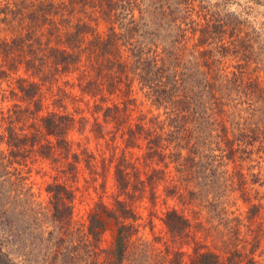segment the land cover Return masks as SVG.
I'll use <instances>...</instances> for the list:
<instances>
[{"label":"trees","instance_id":"obj_1","mask_svg":"<svg viewBox=\"0 0 264 264\" xmlns=\"http://www.w3.org/2000/svg\"><path fill=\"white\" fill-rule=\"evenodd\" d=\"M194 12L193 0L0 4V79L15 82L9 95L18 100L0 108V146L6 147L0 149V227L6 242L21 254L22 264H264V205L261 200L253 203L249 188L257 182L247 181L242 173L218 172L228 164L235 167L237 159L264 152V89L246 71L247 64L228 76L223 62L229 53L248 62L250 32L236 15L232 26L231 16L204 15L201 24L192 18ZM99 22L106 26L103 32L97 30ZM260 66L264 69L262 62ZM232 93L262 103L251 109L257 114L254 121L240 114L233 117L225 109L223 101ZM136 94L162 113L140 112L133 118L130 107L138 102ZM0 97L8 98L5 90ZM84 101L86 110L92 109L89 133L96 140L110 136L109 159L100 155L98 160L87 144L73 137L77 132L88 139L90 120L79 116V109L69 112L67 104L79 108ZM133 150L142 152L135 161ZM36 155L56 165L64 178L55 177L46 185V207L34 203L14 169L20 159ZM139 159L155 164L149 174L141 173ZM82 164L94 181H104L112 172L118 197L113 206L96 203L78 224L77 189L68 181H77ZM170 165L184 181L194 182L195 191H186L191 198L200 190L212 195V205L225 204L237 192L247 205V222L233 212L230 218L226 208L216 214L226 217L218 233L223 240L220 253L190 233L189 217L175 208L164 213L162 222L178 247L166 245L162 254L138 237L139 217L131 201L149 194L155 203ZM181 191L171 185L164 194L184 200ZM110 224L115 234L111 247L103 249L101 237ZM32 230H39V239ZM191 244V253L181 251ZM0 264L21 263L0 246Z\"/></svg>","mask_w":264,"mask_h":264},{"label":"rangeland","instance_id":"obj_2","mask_svg":"<svg viewBox=\"0 0 264 264\" xmlns=\"http://www.w3.org/2000/svg\"><path fill=\"white\" fill-rule=\"evenodd\" d=\"M4 1L6 0H0V4ZM172 1L176 2L178 0ZM145 4H148V1L145 2ZM193 5L195 7V12L193 13L192 18L199 21L201 24L204 22V15L207 19H224L227 16L232 17L233 15H236V17L239 18V21L246 23L249 29V31L246 32H250V45L253 46L252 53L249 56L250 58L246 59L248 62L245 63L241 61L240 54L229 53L223 58L225 74L230 76V73L236 71L238 65L247 64V67L245 68L246 71L253 79H256L259 86L264 89V69L260 66L261 62L264 65V0H193ZM136 11L135 16H138ZM228 22L229 25L232 26L236 21H234L232 17ZM105 29V24L99 22L97 30L103 32ZM252 31H254V33H251ZM229 40L230 39L227 38L226 35L225 41L227 42ZM15 87L16 84L12 79H0V90H5L8 97L6 100H2L0 97V108L7 109L12 107L13 103H18V100H15L9 95V91L13 90L12 88ZM44 91L47 93L46 89H44ZM137 99L138 102L136 105L130 107L133 118H136L140 112L146 113L151 111L153 114L162 113V111H156L155 108L151 106L150 101H147L142 97V94H138ZM248 99L251 101H248ZM223 102L228 105L225 109L229 110V113H234L233 117L240 114L242 119H248V122H252L257 118V114H251V109L262 107V103L257 101V99L238 94L236 95L235 93H232V95L229 98L224 99ZM91 103L92 102H90V104ZM47 104H49V109L53 108V106L50 105V101H47ZM67 108L71 113H74L79 109L81 111L79 116L83 115L90 120V125L85 133L88 139H85L84 136H79L77 132L73 133V137L78 140L80 139L82 143L87 144L88 148L93 151L98 160L100 155L109 159L112 154L109 146V144H111L110 136H107L105 140H96L92 134L89 133L91 123L93 122L91 117L92 109L89 111L86 110L85 101L79 106V108H73L70 103L67 104ZM240 110L242 112H239ZM243 120L240 122L242 123ZM25 132L28 131L25 130ZM116 141L122 147L119 138H117ZM0 149H6L5 145H1ZM132 153V160L135 161L142 152L133 150ZM117 154V157H119V150L117 151ZM215 155H219V152H215ZM128 157L130 156L128 155ZM243 160L241 161L237 159V165H235V167L228 164L226 169L219 168L218 172L227 171V174L236 173V176H238L237 174L242 173L247 181H256L257 183L250 184L249 186V188L252 189L250 196L253 199V203H257L256 201L261 200V203L264 205V187L262 186L264 182V152H255L250 158ZM114 161L113 165L116 164V161ZM145 164L147 166H145ZM137 166L141 173L144 172V174L147 175L150 173V167L155 166V164L149 162L144 163L142 159H139L137 161ZM159 166L162 168V165ZM14 167L18 175L23 179V185L27 194L31 196L36 205L42 207H46L48 203V195L45 190L46 185L52 183L55 177H59L60 181L64 180L62 175L57 172L56 165L54 166L50 161L37 155L27 160L20 159L19 163L14 164ZM99 172L100 174L102 173L101 168H99ZM168 172H170V174L167 183H160L157 188V194L159 196L155 203L150 201L149 194L144 195L141 199L131 201L132 207L139 217L138 224L140 227L138 237L141 240L152 244L156 252L160 251L162 254L165 253L166 245H168V248L170 249L178 247L172 243L171 235L167 232V229L162 222L164 213L169 209L175 208L181 212L183 211L189 217L191 221L190 233L195 234V237L202 240L209 249L220 253L223 247V240L219 238L222 234L218 233H221L223 230V227L220 224L224 222L223 220L226 217L220 219V216L216 214L219 213L220 209L224 210L226 208L228 215L233 212L235 215H241L244 222H247V205L238 198L239 194L237 192L231 194L229 196L230 199L226 201L225 204L217 203V205H212V202H210L212 195L207 197L205 194L201 193L200 190L196 192L197 196L193 199L187 195L186 191H195V186L193 185L194 182L191 183V180L184 181L183 179H185V177L180 176V174L175 171V165H170ZM225 177L228 178V176ZM141 178L145 179L146 176H141ZM68 184L77 189L74 204V220L78 224L86 221L87 212L93 208L96 203L103 202L108 206H113L115 199L118 197V191L115 187L112 172L109 173L104 181L102 178H98L97 181H94L89 174V171L84 167V164L81 165L77 181L75 183L68 181ZM171 185H176L182 189L181 192L184 195V200H179L177 197L166 198L164 194L165 187ZM120 198H122V196ZM229 217H233V214L229 215ZM23 227L27 228L25 226ZM32 234H35L34 236L39 239V230H32ZM114 234L115 226L113 224L106 226V231L101 237L100 247L103 249H109ZM5 236L6 234L3 233L0 227V246L2 247V250L8 254L11 259L22 264L23 258L21 257V254L18 253L13 245L6 242ZM155 237H157V241L155 240ZM206 237L208 238L206 239ZM209 237H212L213 240H211V238L209 239ZM193 246V244H191V246L185 245L181 248V251L191 253ZM183 260L187 261V256L184 257Z\"/></svg>","mask_w":264,"mask_h":264}]
</instances>
